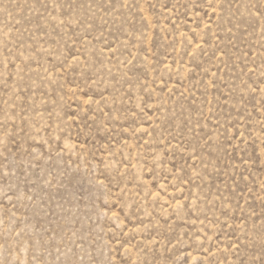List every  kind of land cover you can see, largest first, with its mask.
Listing matches in <instances>:
<instances>
[{
    "label": "rangeland",
    "instance_id": "374dc122",
    "mask_svg": "<svg viewBox=\"0 0 264 264\" xmlns=\"http://www.w3.org/2000/svg\"><path fill=\"white\" fill-rule=\"evenodd\" d=\"M0 264H264V0H0Z\"/></svg>",
    "mask_w": 264,
    "mask_h": 264
}]
</instances>
